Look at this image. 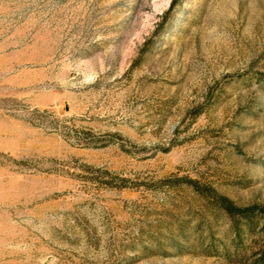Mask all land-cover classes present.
<instances>
[{"label": "rangeland", "instance_id": "374dc122", "mask_svg": "<svg viewBox=\"0 0 264 264\" xmlns=\"http://www.w3.org/2000/svg\"><path fill=\"white\" fill-rule=\"evenodd\" d=\"M0 264H264V0H0Z\"/></svg>", "mask_w": 264, "mask_h": 264}, {"label": "trees", "instance_id": "16d2710c", "mask_svg": "<svg viewBox=\"0 0 264 264\" xmlns=\"http://www.w3.org/2000/svg\"><path fill=\"white\" fill-rule=\"evenodd\" d=\"M222 201H223L222 202L223 204H221V205H222V208L225 211L226 215L228 217H234L236 212H234L235 206H233V203L228 199H224Z\"/></svg>", "mask_w": 264, "mask_h": 264}]
</instances>
